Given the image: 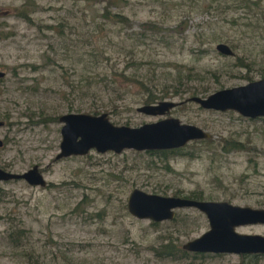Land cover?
I'll list each match as a JSON object with an SVG mask.
<instances>
[{
    "label": "rangeland",
    "instance_id": "obj_1",
    "mask_svg": "<svg viewBox=\"0 0 264 264\" xmlns=\"http://www.w3.org/2000/svg\"><path fill=\"white\" fill-rule=\"evenodd\" d=\"M214 1L0 0V69L6 72L0 83V169L23 174L39 166L47 182L46 187L0 182V264H264V256L254 263L231 254L161 258L162 247L184 250L209 231L207 217L196 209H179L174 221L154 226L130 214L127 205L139 189L179 198L201 193V201L264 209L263 118L205 110L186 102L189 92L172 95L179 83L176 65L220 71L189 82L191 91H208L202 98L264 79V0L258 25L256 18L250 22ZM25 5L34 10L32 23L17 16ZM106 8L129 21L106 17ZM215 36L223 40L215 42ZM220 43L235 56L221 55ZM243 49L250 52L249 72L236 67ZM132 56L138 78L160 89L167 86L169 97L155 104L179 103L176 108L164 116L139 113L145 103L136 84L119 77L109 84L110 78H102L114 66L123 70ZM127 74L135 75L134 68ZM104 113L115 126L131 128L179 119L208 132L212 142L189 143L184 149L194 156L92 150L56 160L61 117ZM222 139L246 149L226 153ZM236 231L264 236V225ZM11 234H22L20 249L11 244Z\"/></svg>",
    "mask_w": 264,
    "mask_h": 264
},
{
    "label": "water",
    "instance_id": "obj_2",
    "mask_svg": "<svg viewBox=\"0 0 264 264\" xmlns=\"http://www.w3.org/2000/svg\"><path fill=\"white\" fill-rule=\"evenodd\" d=\"M1 15V8H0ZM217 51L226 57H234L233 49L224 43L217 45ZM6 72L0 69V80ZM205 110L218 112L234 111L248 119L264 118V79L245 86L218 91L207 98L192 97ZM179 103L164 101L138 108L147 116H164ZM62 142L56 160L73 156H86L92 150L100 154L125 150L138 152L171 151L187 147L197 140H207L211 135L203 129L182 124L179 119L168 118L145 124L138 128L115 126L108 114L100 116L69 114L60 118ZM3 123L0 122V127ZM25 181L32 187H46L47 182L39 166L23 174L0 169V182ZM129 213L140 220L154 223L174 221L179 209H196L203 213L210 225L209 231L183 246L195 254H231L237 256H264V236L244 235L236 228L246 225H264V209L241 207L229 202L199 201L188 198L164 197L135 189L128 198Z\"/></svg>",
    "mask_w": 264,
    "mask_h": 264
},
{
    "label": "trees",
    "instance_id": "obj_3",
    "mask_svg": "<svg viewBox=\"0 0 264 264\" xmlns=\"http://www.w3.org/2000/svg\"><path fill=\"white\" fill-rule=\"evenodd\" d=\"M214 3L217 6H222V8L225 9V11L228 12H234L236 14H243L245 16V18L247 20H249L250 22H252L253 20H255V18L257 19V25L261 24V21L258 19V16L260 15L261 11H263V7H262V0H215ZM25 7H27L26 5L24 7H22L21 10H19L17 13V16L21 19V20H25L28 21L29 23H32V17L31 15L34 14V10L29 9L31 11H28ZM25 8V9H24ZM215 10H217V8H215ZM105 14L106 17H109L110 15V19H115V21L117 22H128L129 19L124 17L123 15H119V14H112L110 13L109 8H106L105 10ZM262 20L264 21V14H262ZM151 29L154 31V35H157L159 33V28L157 27V25L153 24L151 25ZM157 29V30H154ZM151 30V31H152ZM213 40L216 41H222V37H218L215 36L213 38ZM110 63V62H108ZM138 63L135 62V58L132 56L131 58H129L126 61V66L124 67L123 70L117 69L114 66V69L111 68L109 70H111L110 73L105 72L102 76L103 79H109V84L114 83L116 80L115 77H119L122 78L123 81L125 83H132V84H136V86L139 87V89L141 90V93L143 94L144 97V103L145 105H152L157 103V101L159 100H164L166 97H169V91L167 89H165V87L163 88H159L158 85H155L150 82V81H146L145 79H140L138 78L136 75H140L139 74V69L137 68ZM252 63L250 61V52L247 49H243L242 53L238 56L237 59V64L236 67L240 68V69H245L248 70L251 68ZM131 68H134V74L135 75H128L127 71H129ZM176 69L178 72V78L176 80L177 83V87L175 88V92L172 93V95L174 94V96H183L184 92H189L190 94H192V97H198L199 95H204L206 93H208V91L206 89H203L202 91H199L197 89H195L194 91H191V88H189L188 84L189 82H192L194 80H197L198 78H202L205 79V76L208 74H213L214 76H217L215 74H218L220 71H206V72H202V71H197L194 70L193 68H182V67H178L176 65ZM152 71V69H151ZM188 71L187 74H185ZM247 80H251L249 76L245 77ZM5 79L0 80V83L4 82ZM145 80V81H144ZM186 81V83H184ZM186 85V86H185ZM108 86V85H107ZM95 114L97 115L98 113L95 112ZM262 121H264V118L261 119ZM206 143H211V140H207L205 141ZM220 145L222 146V150H224L226 153H229L231 151H241L246 149V147L244 146L243 143H240L234 139H222ZM167 153H171L173 155H189V156H194V153H189V151H185V149H178V150H171V151H156L153 153H150V155H155V154H165V156H167ZM190 199H195V200H203L204 196L200 193H193L192 196L188 197ZM158 224H154V226H157ZM23 234V231H21ZM22 234H14V235H10L9 238L11 239L10 242H12L11 244L13 245V247L15 248H21L23 246V243H21V235ZM158 256H160L161 258H167V259H174V260H196L200 257H205L206 255L203 254H194V253H190L187 252L185 250H179L177 247L172 246V245H168V246H164L162 247L160 250L157 251ZM26 255V254H25ZM214 255V254H213ZM217 256V255H215ZM219 256V255H218ZM260 257L263 256H259V255H254V256H247V260L248 261H252V262H256L258 263V259ZM246 260V259H245ZM193 263V262H192ZM191 264V262H190Z\"/></svg>",
    "mask_w": 264,
    "mask_h": 264
},
{
    "label": "flooded vegetation",
    "instance_id": "obj_4",
    "mask_svg": "<svg viewBox=\"0 0 264 264\" xmlns=\"http://www.w3.org/2000/svg\"><path fill=\"white\" fill-rule=\"evenodd\" d=\"M195 200V199H194ZM164 222H167V221H164ZM164 222H161V223H164ZM172 222V221H171ZM154 224H160V223H154ZM242 257H247V256H242Z\"/></svg>",
    "mask_w": 264,
    "mask_h": 264
}]
</instances>
